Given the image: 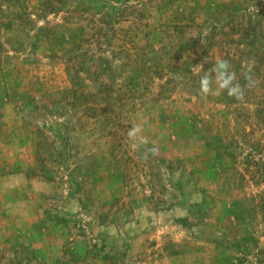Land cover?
Segmentation results:
<instances>
[{
  "label": "rangeland",
  "instance_id": "1",
  "mask_svg": "<svg viewBox=\"0 0 264 264\" xmlns=\"http://www.w3.org/2000/svg\"><path fill=\"white\" fill-rule=\"evenodd\" d=\"M237 9L264 0H0V264H264V62L230 63L241 100L195 67Z\"/></svg>",
  "mask_w": 264,
  "mask_h": 264
},
{
  "label": "clouds",
  "instance_id": "2",
  "mask_svg": "<svg viewBox=\"0 0 264 264\" xmlns=\"http://www.w3.org/2000/svg\"><path fill=\"white\" fill-rule=\"evenodd\" d=\"M196 74L200 76L198 81V92L201 97H207L214 92L223 93L235 100H241L245 91L250 88L254 81L251 68L241 71L239 76L243 77V84L238 78L237 72L232 68L230 62L224 58H217L213 67L207 71L202 70V65H196ZM202 73V75H201ZM214 73V75H213ZM215 85V89L213 88ZM142 125L137 124L128 132V137L133 141V147L147 145V138L142 135ZM159 149L156 146L145 148L144 158H148V154L155 156Z\"/></svg>",
  "mask_w": 264,
  "mask_h": 264
},
{
  "label": "trees",
  "instance_id": "3",
  "mask_svg": "<svg viewBox=\"0 0 264 264\" xmlns=\"http://www.w3.org/2000/svg\"><path fill=\"white\" fill-rule=\"evenodd\" d=\"M236 13L240 14L241 18H246V26H241L242 28V34L244 37V41H240L242 44V49L237 52V53H225L226 55H224V59H227L230 63H234V61L237 59L238 56L241 55H251V57L255 58V62L252 63V71L253 70H257V64L258 63H262L264 62V41H260V40H256V36L261 37V35L263 36L264 32L263 29L260 25V21L262 20L261 18L264 16L260 14V9H257L256 12L254 13H248L246 15L245 11H239L238 9L231 13V15H235ZM250 15H254V17H250ZM261 15V16H260ZM231 16V17H232ZM230 17V16H229ZM232 19V18H230ZM231 21V20H230ZM242 37V35H241ZM251 71V73H252ZM258 73V70L256 71L255 74ZM260 79H262L263 83H264V75L260 76ZM240 82L243 84V77H240ZM76 89H65L63 90L60 94L61 95H75L76 94ZM258 102H256V104H261V108H259V112H263L264 113V95L263 98L259 97V99H257ZM258 105V106H259ZM264 154V152H263ZM261 174L264 176V155H263V159L261 161ZM264 203V202H263Z\"/></svg>",
  "mask_w": 264,
  "mask_h": 264
}]
</instances>
